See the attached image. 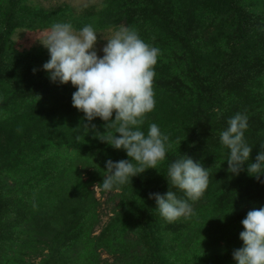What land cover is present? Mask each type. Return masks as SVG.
Here are the masks:
<instances>
[{
  "label": "trees",
  "instance_id": "16d2710c",
  "mask_svg": "<svg viewBox=\"0 0 264 264\" xmlns=\"http://www.w3.org/2000/svg\"><path fill=\"white\" fill-rule=\"evenodd\" d=\"M59 22L76 30L123 24L159 49L155 106L140 127L155 123L168 137L165 159L111 190L119 191V208L95 239L91 187L104 192L106 160L129 158L100 140L114 128L84 121L71 106L74 87L50 82L42 70L47 49L19 51L12 40L17 30ZM236 113L247 116L246 163L255 162L264 146V0H105L80 16L69 6L0 0V264H33L30 255L40 256L36 264H94L96 247L124 250L128 264H187L190 249L216 239L234 264L240 221L264 205V183L247 174V164L238 175L227 172L219 133ZM180 154L207 169L208 186L188 201L189 215L167 222L148 194L169 190L186 199L166 179Z\"/></svg>",
  "mask_w": 264,
  "mask_h": 264
},
{
  "label": "clouds",
  "instance_id": "9594fccd",
  "mask_svg": "<svg viewBox=\"0 0 264 264\" xmlns=\"http://www.w3.org/2000/svg\"><path fill=\"white\" fill-rule=\"evenodd\" d=\"M97 34L91 25L76 30L70 23L59 22L53 23L38 42L48 52L42 70L48 73L50 82H70L75 88L71 106L83 113L84 121L99 118L106 122L104 128H114L118 134L100 139L113 149H122L129 158L104 162L105 175L100 186L111 191L130 184L132 177L146 169H155L165 159L168 137L155 123L148 125L147 132L140 127L155 106L152 81L159 49L144 42L134 29L120 26L103 38L106 43L98 56L94 47ZM226 123L227 127L219 133V142L228 150L227 172L238 175L242 165L247 164V174L264 183V146L255 162L246 163L251 151L244 142L247 116L236 113ZM90 127L95 134L96 126ZM84 130L87 133L89 125H84ZM166 179L186 199L177 198L169 190L163 195L149 193L148 198L154 199L159 215L172 222L191 213L188 201L203 195L209 174L199 162L180 154L168 164ZM240 224L243 230L238 239L242 245L231 254L234 264H264V205L247 211Z\"/></svg>",
  "mask_w": 264,
  "mask_h": 264
},
{
  "label": "rangeland",
  "instance_id": "374dc122",
  "mask_svg": "<svg viewBox=\"0 0 264 264\" xmlns=\"http://www.w3.org/2000/svg\"><path fill=\"white\" fill-rule=\"evenodd\" d=\"M105 0H26L28 4L38 5L44 8H52L57 6H69L72 9V12L76 16L83 15L87 11H96L100 9ZM120 24L116 27L106 28L104 30H95L97 34V42L94 45L97 55L100 56L102 53L100 49L106 43V40L103 38L111 35L112 31L117 29ZM125 27V26H124ZM49 29L37 30V31H28V30H17L12 35L13 46L19 51H26L35 47H43L38 40L47 33ZM48 74V73H47ZM68 86L73 87L70 82L65 83ZM93 191V196L97 201L96 205V222L91 230L90 238H97L102 229L108 224L114 212L118 210L119 205V191H104L101 192L100 189L93 185L91 187ZM224 241L216 239V243L212 245H207L202 242H199L192 249H190L185 259L187 264H232L231 260L226 257L223 258L222 252ZM46 253V250L44 251ZM94 254L96 255V260L94 264H128L129 255L124 253V250H114L108 252L103 247H96ZM43 255V254H42ZM219 255V258L216 256ZM40 259V256H26L25 260L30 261L33 264H36Z\"/></svg>",
  "mask_w": 264,
  "mask_h": 264
}]
</instances>
